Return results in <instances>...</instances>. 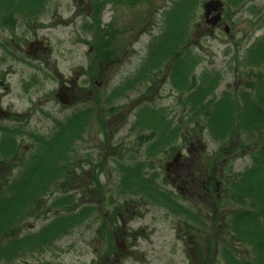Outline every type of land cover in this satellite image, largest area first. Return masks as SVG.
Returning <instances> with one entry per match:
<instances>
[{
    "label": "rangeland",
    "instance_id": "rangeland-1",
    "mask_svg": "<svg viewBox=\"0 0 264 264\" xmlns=\"http://www.w3.org/2000/svg\"><path fill=\"white\" fill-rule=\"evenodd\" d=\"M8 1L11 8L18 7L19 14L25 13L26 17L19 19L16 25L11 23L9 28L0 29V79L5 82V86L0 87V104L7 114L1 124L13 132L12 142L6 147L0 146L3 164L0 166V203H7L6 196L11 195L15 184L29 183L24 175L28 178L48 175L50 183L39 186L43 188L30 205L39 218L23 220V231H35L50 218L70 212L75 206H88L92 214L85 223L59 238L53 247L41 246L39 249L43 251L35 249L34 254L23 259L13 260L10 252L8 257L4 255L3 261V256L0 257V264H225L224 259L229 257L243 263L253 260L255 247L242 239H233L234 234L224 228L236 205L228 201L215 209H211L210 204L201 208L196 202L194 206L185 205L175 188L166 182L165 165L174 153L193 142L199 149L192 154L194 165H198L195 169L197 193L198 185L207 180V167L209 170L212 167L214 183L220 182V191L224 194L229 192V184L236 174L250 166V155L258 149L252 150L254 139L247 135V130L229 127L221 132L212 125L210 131L206 111H200L199 105L193 107L186 98L190 96L189 87L194 82L200 83L205 76L207 84L212 83V77H217L219 83L213 92H207L204 103L218 101L224 93L235 99H240L238 96L243 92L256 95L249 86H258V78L264 76V62L259 66L251 62L245 68L242 65L244 57L248 56V47L264 36V0H242L239 5L236 0H221V22L214 27L209 26L210 21L214 13H218L210 11L209 22L205 21L203 4L207 0H197L193 15L185 19L188 26L184 23L183 31L187 30L188 35L185 42L178 50L169 52L161 50L163 39L160 38V50H156L159 42H155V38L163 27L166 29L164 16L174 14L173 21L177 17L178 6L173 2L180 0H109L110 3L107 0L101 3L49 0L44 6L35 7L29 3L31 0ZM93 2L98 3L100 9L103 5L99 21H95L94 11L98 6L93 7ZM168 7L170 11L166 10ZM85 23L91 24L85 28ZM174 26V33L181 34L179 25ZM22 27L25 31L20 30ZM143 28L146 33L135 39ZM33 40L42 41V45L31 47ZM185 43L197 63L192 71L193 63L190 65L187 58L189 66L184 67L189 70L188 74L182 71L187 82L178 85L170 72L175 69L174 62ZM28 50L50 52L43 54L40 61H34L32 55L26 54ZM29 61L37 63L31 65ZM38 67L40 70L36 69ZM138 69L146 73L134 77L146 80L145 83L125 95L117 91V96L108 97ZM193 76L196 79L193 80ZM32 78H35L33 82ZM72 79L75 86L70 97L74 104L63 107L54 94L60 82ZM207 84L199 86L208 87ZM212 108L213 104L207 105V115ZM79 111L78 126H85L88 119L83 138L51 153L48 143L58 123ZM160 118L167 126L161 125ZM169 126H173V133L160 138L166 131L170 132ZM159 131L164 133L157 135ZM215 132L224 135L217 137ZM105 137L109 141L106 152L102 150ZM103 152L108 157L106 161ZM182 153L181 163L186 166V172L192 158L185 150ZM43 161L53 164V168L34 167ZM125 164L132 168L135 165L137 173L141 172L138 180L132 178L138 181L134 188L128 189L123 184ZM213 185L215 188L216 184L207 183V188L212 191ZM163 193L174 200L164 199ZM60 194L72 196L70 210L52 205ZM143 200L147 206L141 205ZM154 201L160 206H154ZM198 202L203 205L201 199ZM43 205L51 210L46 216H42L47 211ZM22 206H25L24 201ZM182 208L190 211L187 212L189 217L180 214ZM102 212L112 218L111 223L107 217L101 219L107 223L106 233L111 236V244L106 241L100 219L96 217ZM143 212L144 217L139 218ZM19 215H12V235H18L16 219ZM123 231L124 255L114 260L117 249H122L121 243L114 248V240ZM224 246L229 250L227 256L222 252Z\"/></svg>",
    "mask_w": 264,
    "mask_h": 264
},
{
    "label": "trees",
    "instance_id": "trees-1",
    "mask_svg": "<svg viewBox=\"0 0 264 264\" xmlns=\"http://www.w3.org/2000/svg\"><path fill=\"white\" fill-rule=\"evenodd\" d=\"M180 1L179 4H185L179 6L181 16L177 14L178 21L175 25H179L181 34L178 31L174 33L175 26L169 30L171 35L168 36L167 34V37L164 38L165 41L162 44V50H166L167 52L170 50H178L180 47L179 45H183L185 42V36H188L186 33L187 30L183 31L184 23L186 25L187 21L185 18L186 16L191 15L192 11L194 12L195 7L193 8V6L197 0ZM241 1L242 0H236L237 5H239ZM169 16L172 17L174 14H170ZM262 16L264 18V14ZM186 27L188 28L187 25ZM247 50H249V52L248 56H246L245 62H253L256 66H259L264 62V36L257 39V41L249 46ZM190 61L193 62L194 60L191 59ZM174 64L175 69L172 70L170 74H173L175 84H186V76H184L182 71L184 70L188 74L189 70L184 66H189V62L184 60L182 55H180L175 60ZM205 77H202V81L199 84L194 82V84L189 87V90L191 91L189 100L191 99L193 107L199 105L201 108H199L200 111H206L207 125L209 126L210 131L213 130L212 125L216 130L221 132L229 127L233 130L243 128L244 130H247V135L254 139L252 150L254 148V150L258 149L255 153L252 152L251 165L245 168L242 172L237 173L235 178H233L229 184V192L227 194L223 193L225 201H228L237 207L230 211L231 216L229 215L230 218H228V222L224 224V228H226L228 232L234 234L235 238L232 237L233 239H242L252 247H255L256 255L252 258L253 260L244 263L236 257H229L227 260L224 259V261L225 264H264V80H261L264 76L258 78V86L256 88L254 85L249 86V89L253 91V94L256 93L255 96L250 95L249 92H243L238 96L240 99H235L232 98L229 93H224L218 101L211 100L204 103L205 95L209 90L212 91L213 89L212 83L207 84L208 87L204 88L199 86L204 85L206 82L205 80H207ZM194 79H196L195 76H193V80ZM213 79H215V77L211 78V80ZM130 85H127L126 83V85L119 90V93L120 91H128L131 88ZM114 95L117 96V94ZM244 98H246L245 103L241 104L243 103ZM208 104H213V108L207 115L206 107ZM190 110H192V108ZM76 118L78 117H67L66 120L58 123V131L49 142V145H51L49 148L51 153H57L60 150H63V148L70 143L72 144L75 138L78 137L84 126H78V124H76ZM259 127L262 128L258 129ZM256 133L258 134L255 136ZM215 134L217 137H222L224 135L220 132H215ZM52 165L53 164H46L45 161H43L39 166H36L35 164V167L38 169L46 168L51 170L53 168ZM125 171L126 175L123 184L126 186H130L132 183L136 184L138 181L132 179L135 174V169L129 167ZM25 177L29 183H27V185H21L18 190L16 189L17 184H15L12 187L11 195L6 196L7 203H3V201L0 203V233L5 231L4 236L6 237V242L4 243L7 246L12 244V241L10 240L13 231L12 224H10L12 215H16L19 208H26L28 206L30 209V205L35 200V196L38 195L37 192H39L40 188H43L39 186H45V184L47 186L48 183H50L48 175L29 178L24 175V178ZM37 179L38 181L36 183ZM19 199H21L20 202ZM23 201L25 206H22ZM71 201V195L67 197L58 196L54 198L52 205L54 204L53 206L57 207H68V210H70L71 208L69 206ZM237 204H240L241 207ZM9 207L10 209L6 213L5 211ZM90 211L91 209L89 207L85 208L83 211L84 216H89L91 213ZM81 219L80 213H75L73 211H70L68 215H59L44 227L43 233L46 238L53 239L57 235L59 236L68 233L76 224L81 222ZM106 224L107 223L102 222V230L106 235L107 241L110 243L111 236L106 233L108 230ZM213 225L214 224H212V226ZM222 252L223 255L227 256L229 253L228 247L224 246ZM217 253H219V251Z\"/></svg>",
    "mask_w": 264,
    "mask_h": 264
},
{
    "label": "flooded vegetation",
    "instance_id": "flooded-vegetation-1",
    "mask_svg": "<svg viewBox=\"0 0 264 264\" xmlns=\"http://www.w3.org/2000/svg\"><path fill=\"white\" fill-rule=\"evenodd\" d=\"M1 29V26H0ZM18 51H22V50H18ZM50 52L49 50H28L27 53H29L30 55H32L31 58H33L34 61H40L45 55L46 53ZM4 84V81L2 79H0V87H2ZM69 85H74L73 79L72 80H67L66 82H60L59 87H63V90L65 93H68L70 95V93L73 91L72 89H64V87L68 88L67 86ZM79 93L82 94L81 90H78ZM1 98V97H0ZM1 101V100H0ZM1 104H0V135H2V127L3 125L1 124L2 121H5V119L3 118V114L1 113ZM196 150L194 149H190V151L188 152L189 157H191L192 159H190V166H188V171H184V168L186 167L184 164L181 163V160H178L176 163H174L172 166L168 167V178H170L172 176V181L176 182L178 181L180 186V192L183 195H200L199 191L197 193L196 191V187H195V169H197L194 165V157L192 156L193 152H195ZM200 155V153H199ZM188 156L186 158H189ZM205 171V168H204ZM206 173V171H205ZM206 182L208 183V185H210V176L208 175L206 177ZM205 182V183H206ZM206 189V186H205ZM208 191V189H206ZM204 197H206V192H204L202 194Z\"/></svg>",
    "mask_w": 264,
    "mask_h": 264
},
{
    "label": "water",
    "instance_id": "water-1",
    "mask_svg": "<svg viewBox=\"0 0 264 264\" xmlns=\"http://www.w3.org/2000/svg\"><path fill=\"white\" fill-rule=\"evenodd\" d=\"M221 6H222V3L219 0H210V1H208L204 5L205 11H206V15H208L211 10L215 11ZM218 19H219V14L213 16L212 21L210 23L214 24ZM62 102H64V101H62Z\"/></svg>",
    "mask_w": 264,
    "mask_h": 264
}]
</instances>
